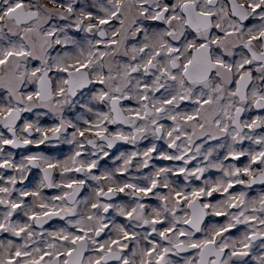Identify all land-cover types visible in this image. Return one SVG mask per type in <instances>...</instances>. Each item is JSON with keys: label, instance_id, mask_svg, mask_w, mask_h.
I'll return each instance as SVG.
<instances>
[{"label": "snow or ice", "instance_id": "obj_1", "mask_svg": "<svg viewBox=\"0 0 264 264\" xmlns=\"http://www.w3.org/2000/svg\"><path fill=\"white\" fill-rule=\"evenodd\" d=\"M171 2L167 0L160 12L168 15L170 21L175 19L168 8ZM192 2L184 0L183 4L188 16L187 26L192 30L190 34L204 33L210 38L189 41L183 49L168 47L165 42L163 47L170 57L173 53L183 52L188 56L182 65L180 79L175 72L162 68L160 71L171 84L156 82L157 94L166 92L164 104L190 101V110L177 111L169 117L171 121H180L165 133L170 139L169 144L152 146L144 152L146 158L158 155L157 163L161 165L175 159L178 166L172 171L161 167L150 174L148 181L140 184L110 183L105 188L103 183L110 179L111 173L107 169L100 173L94 159L85 162L83 151L67 156L63 146L44 148L46 143L59 140L65 131L73 139L77 135L80 140L88 135L105 137L107 115L98 122L61 120L44 126L31 119L30 109L19 94L23 82L39 74V90H23L24 99L31 102L35 97L59 109L88 83L82 78H73L72 73H81L94 60L107 55V49H115L120 44L117 31H113L112 38L107 41L89 42L87 47L80 48L78 55L84 57L82 60L65 64L66 57L58 58L56 70L66 73L68 78L63 81V86L55 89L49 86L48 70L42 71L43 64L21 70L17 63L14 68L4 71L13 58L31 57L33 53L29 46L0 49V88L8 94L5 99L0 93V264H245L257 246L264 245V89L254 86L257 73L264 70V56L251 47V41L264 39V31L248 37L246 55L240 61L230 60L228 55H216L219 48L213 49V46L220 45L225 37H231L239 30L231 26L218 32L217 26L209 32L207 18H216V13L211 10L214 7L212 0H208L209 10L195 14L189 11ZM56 3L69 13L77 11L79 22L74 26L85 32L95 29L97 24L107 26L120 15L119 10L112 7L106 9L108 14L94 15L92 8L76 5L74 9L70 0H56ZM248 7L254 13H262L264 0H253ZM6 17L15 27L38 31L43 47L48 46V38H56L57 44L68 42L67 37L57 38L55 30L39 31L36 26L38 13L31 0H11L7 7L0 8V32ZM232 18H239L234 5ZM153 19H159V16ZM168 35L171 37L172 33ZM136 50L143 53L146 48ZM155 55H160L159 47ZM154 59L155 56L148 58L143 65L118 67L110 75L118 81L124 78L125 68H129L132 75L140 70L150 71ZM171 64L175 66V59ZM218 70L228 74L227 88L223 80L212 82L211 74ZM232 73H235L234 78ZM96 82L103 86L104 76H99ZM134 84L136 91L141 93L140 98L147 101L148 95L142 93L151 85ZM191 85L199 86L202 91L193 96ZM132 88L133 85H128L124 91ZM108 95L104 90L99 99L105 100ZM119 99L120 94L113 93V107ZM125 102L131 104L130 100ZM248 103L256 110L246 112L248 121L241 126L238 117ZM155 111L164 109L156 108ZM131 115L141 120L146 118V112L138 110ZM193 121L197 124L192 134L182 133L184 150L179 155L165 152V148L169 151L175 148L181 139L180 135L174 137L180 125ZM209 124L217 132L231 135L234 143L243 141L239 150L227 153L226 158L235 161L230 171L224 170L219 163L211 165L224 170L229 177L226 180L217 177L216 172L208 171L205 165L193 167L194 147L196 153L201 151L199 146H194L193 138L203 133ZM153 125H156L155 120ZM163 127L158 126L155 131L162 132ZM240 127H243V133ZM17 133L24 135L22 142L17 140ZM117 135L129 139L126 135ZM107 160L106 156L100 165L106 164ZM149 163L150 160H146L145 167ZM57 168L61 172L54 180L52 173ZM85 172L93 175L86 177ZM126 175L127 169L121 168L119 176ZM172 175L181 183L172 184L169 180ZM189 176L196 178L195 183L185 185L183 180ZM89 179L96 181L94 191L86 187ZM257 186H261L259 193L255 191ZM129 191L135 193L132 200L123 195ZM54 220L59 223H50ZM141 228L144 230L140 231ZM256 264H264V255H256Z\"/></svg>", "mask_w": 264, "mask_h": 264}, {"label": "clouds", "instance_id": "obj_2", "mask_svg": "<svg viewBox=\"0 0 264 264\" xmlns=\"http://www.w3.org/2000/svg\"><path fill=\"white\" fill-rule=\"evenodd\" d=\"M11 0H0V8L7 7ZM253 0H212L214 7L211 9L216 13V18H207L209 23V32L212 27H217V31H226L229 27L234 26L239 31L231 37H225L220 45L213 46V49L218 47L219 52L216 55H228L230 60L240 61L246 55L245 48L248 47L247 41L250 35H258L259 31H264V12L254 13L248 5ZM258 2V0H257ZM32 7L38 13L36 26L40 32H47L51 30L56 31V37L63 40L68 38L67 43H56V38L47 39V47H43L41 43V36L38 31H26L23 27H15L12 20L5 18L3 31L0 32V49H8L11 46L17 48L21 46H29L32 51L31 57L13 58L10 65L4 67V71L14 68L17 63L20 64L21 70H31L34 66L41 67L42 71L48 70L47 80L49 86L55 89L58 86H63V81L67 79V74L56 70L55 61L60 57H66L65 64L74 63L77 59H84L78 55L79 49L87 47L89 42L107 41L112 38V32L119 33L120 44L115 49H107V55L94 60L93 63L84 69L81 73H72L73 78H82L88 83L81 87L76 96L69 98L68 102L62 107L56 109L52 106L44 104L41 100L35 97L31 102L24 99L23 90L35 89L39 90V74L37 77L27 78L23 82V90H20V97L23 103L30 109L31 119L37 124L47 126L53 121H78L87 122L92 120L98 122L105 115L108 120L105 127L108 129L105 137L85 136L80 140L78 135L75 139L71 134L65 131L59 140L52 144L46 143L44 148L53 146H63V151L67 156H71L73 152L83 151V160H95L99 172L103 173L107 169L110 173V179L103 183V187L107 188L110 183H125V182H146L150 178V174L161 167L167 168L169 171L174 170L178 166V162L174 159L171 163L159 164L157 157L146 158L144 152L149 147H161L170 143V139L165 135L169 128H175L179 120L171 121L169 117L179 111L181 113L190 110V101L183 102L177 100L173 105H166L163 100L166 98V92L160 91L157 94V81H167L165 75L160 71L162 68H168L169 71L175 72L177 78L180 79L182 72V65L185 58L188 56L187 52L173 53L170 57L167 53L166 47H163L167 42L168 47L184 48V45L189 41L199 40L201 38H210L204 33L192 32L188 27V16L185 14L183 7L184 0H172L168 4L169 12L175 16L171 21L168 15H161L160 12L167 4V0H70L74 6L79 5L83 9H94V15L108 14L106 9L109 7L119 10L120 15L113 18V23L107 26L97 24L96 28L85 32L78 30L74 25L78 23V12L69 13L66 8H62L56 3V0H31ZM218 3V6H217ZM233 5L239 13L238 19L232 18ZM200 10H209L208 0H193L189 6V11L192 14ZM159 16V19H153ZM87 23V22H86ZM255 29L256 31H253ZM103 33V35H101ZM169 33H172L169 37ZM212 35H215L214 33ZM243 45V47H242ZM139 47H145V52H140ZM160 48V55L156 56L157 48ZM251 47L255 49L261 56H264V39L251 41ZM67 54V56H66ZM153 67L150 71H138L135 75L131 74L129 68H125V75L123 79L117 81L114 75H110L118 67L125 65L140 64L143 65L148 58L154 57ZM175 59V66L171 64V60ZM104 76L105 84L102 86L96 81L99 76ZM232 78L235 73H232ZM212 82L220 80L225 81V87H228L227 81L229 76L223 70H218L211 74ZM114 81H116L114 83ZM134 82H142L151 85L150 88L144 89L142 94L148 95V100H142L141 93L136 91ZM128 85H133L129 91H124ZM254 86L264 89V70L257 73L254 80ZM193 96L197 95L202 89L197 85H191ZM107 90L109 95L105 100L99 99L103 91ZM0 93L4 98H8L7 91L0 88ZM119 93L120 99L117 101L116 107H113L112 95ZM251 99V97L249 98ZM130 100L131 104L125 101ZM195 107V105H191ZM156 108H163L164 111L156 112ZM117 109L119 110L117 112ZM146 112L145 119H137L131 115L133 111ZM252 103L247 104L245 111L240 113L238 117L239 123L242 126L248 121L246 112L255 111ZM153 120L156 125H153ZM197 122L193 121L187 124H181L180 130L174 132V137L180 135L181 139L177 141L176 147L170 151L165 148V152L171 155H179L184 149L185 138L183 132L192 134L193 127ZM163 125L162 132H156L155 128ZM231 127V123H229ZM241 133L244 132L243 127L239 129ZM35 135V126L33 128ZM117 133L126 135L129 139H121ZM51 135V133H50ZM173 137V138H174ZM24 135L17 133V140L22 142ZM194 146H199L201 151L193 154L196 156L193 167L197 165L207 166L208 171L216 172L217 177H223L225 180L229 177L224 170H231L235 165V161L226 158L229 151L239 150L243 141L233 142L231 135H225L216 131L212 125H207L203 133H198L193 138ZM84 147L81 148L80 146ZM247 145H245V150ZM209 150L210 153H209ZM43 152V149H41ZM133 154L135 156L133 157ZM47 155V153H45ZM108 157L107 163L100 165V161ZM146 160L150 163L145 167ZM213 163H219L224 170L211 167ZM121 168L127 169V175L123 178L119 176ZM61 172L60 168L54 170L53 179ZM86 177H91L93 174L84 173ZM172 184H180L181 180L174 175L169 176ZM196 178L185 177L183 183L190 185L195 183ZM96 181L89 179L86 187L89 191H94ZM51 191V189H49ZM256 193L261 191V186H257ZM129 200H132L135 193L129 191L124 193ZM224 198L221 197V200ZM67 221H65V224ZM144 229L141 228L140 231ZM37 241L39 237L35 238ZM23 241H21L22 243ZM31 247V245H30ZM264 255V245H258L253 256L249 257L245 264H256V255Z\"/></svg>", "mask_w": 264, "mask_h": 264}, {"label": "flooded vegetation", "instance_id": "obj_3", "mask_svg": "<svg viewBox=\"0 0 264 264\" xmlns=\"http://www.w3.org/2000/svg\"><path fill=\"white\" fill-rule=\"evenodd\" d=\"M50 223H59V221L58 220H54V221H52Z\"/></svg>", "mask_w": 264, "mask_h": 264}]
</instances>
